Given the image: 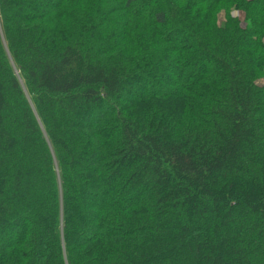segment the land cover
I'll use <instances>...</instances> for the list:
<instances>
[{
  "label": "trees",
  "instance_id": "trees-1",
  "mask_svg": "<svg viewBox=\"0 0 264 264\" xmlns=\"http://www.w3.org/2000/svg\"><path fill=\"white\" fill-rule=\"evenodd\" d=\"M261 79L264 0H0V264H264Z\"/></svg>",
  "mask_w": 264,
  "mask_h": 264
},
{
  "label": "rangeland",
  "instance_id": "rangeland-1",
  "mask_svg": "<svg viewBox=\"0 0 264 264\" xmlns=\"http://www.w3.org/2000/svg\"><path fill=\"white\" fill-rule=\"evenodd\" d=\"M231 16L232 17H237L239 16V13L237 11H231ZM224 21V13L221 12L218 16V22L221 23ZM259 85H264V79H261L259 82H258Z\"/></svg>",
  "mask_w": 264,
  "mask_h": 264
}]
</instances>
